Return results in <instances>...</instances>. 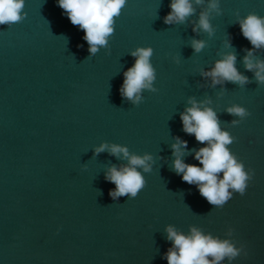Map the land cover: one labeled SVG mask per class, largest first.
I'll use <instances>...</instances> for the list:
<instances>
[{"label":"water","instance_id":"water-1","mask_svg":"<svg viewBox=\"0 0 264 264\" xmlns=\"http://www.w3.org/2000/svg\"><path fill=\"white\" fill-rule=\"evenodd\" d=\"M210 2L192 0L191 15L165 24L169 0H126L94 54L56 0H25L24 18L0 25V264H167L169 226L240 250L219 264H264V84L243 63L248 49L264 62V48L238 24L249 13L264 17V0H217L218 10ZM205 12L211 34L198 25ZM193 40L205 44L199 53ZM146 47L155 78L133 103L119 89L130 53ZM227 53L243 85L202 75ZM190 99L214 111L233 137L226 148L254 173L223 205L209 204L172 166L176 138L186 142L187 165L200 166L194 152L207 145L182 130ZM233 105L250 115L229 114ZM101 143L151 157L148 172L136 168L145 181L136 197L109 195L115 185L105 173L128 161L95 153Z\"/></svg>","mask_w":264,"mask_h":264},{"label":"clouds","instance_id":"clouds-1","mask_svg":"<svg viewBox=\"0 0 264 264\" xmlns=\"http://www.w3.org/2000/svg\"><path fill=\"white\" fill-rule=\"evenodd\" d=\"M201 0H195L199 4ZM25 0H0V25H12L24 18L22 9ZM126 0H56L57 6L63 10L67 19L73 25L83 30L82 39L88 45L89 54L98 51V46H105L107 38L113 32L114 18L120 15ZM169 12L164 16L165 24L181 23L194 11L192 0H169ZM211 10H218L217 0H211L208 5ZM241 35L248 40L255 49L264 48V17L249 13L238 20ZM199 28L211 34L209 14H200ZM195 31V28L193 29ZM227 46V45H226ZM194 52L199 53L205 44L203 41H191ZM135 59L131 67L123 73V80L119 89L123 98L133 103L140 101L141 89H151L155 78L154 69L150 63L152 49L136 48L130 53ZM252 50H246L243 63L247 70H255L254 76L258 83L264 84V62L253 60ZM235 56L227 53L216 61L211 70L202 75L212 78V84L230 81L240 85L247 82V78L239 74L234 67ZM191 107L186 108L180 115L182 130L192 134L197 142H207V145L194 152V159L200 166L185 164L181 156L186 142L176 138V143L171 145L173 150V169L180 174L182 181L195 184L199 194L211 205H223L232 193L229 189L243 195L248 181L253 177V170L239 162L230 153L226 145L232 143L233 137L226 131L220 130L217 117L211 109L198 105L194 100H189ZM202 108V110H201ZM226 111L241 119L250 113L241 106L233 105ZM237 121H233V124ZM107 150L112 155H119L127 159L128 165L117 169L110 167L105 173V179L115 185L109 195L115 199L128 195L136 197L144 187V179L136 170L140 167L144 172L150 170L147 163L151 160L149 155L138 157L130 155L127 148L118 145L101 143L94 149L95 153ZM222 173V176H217ZM166 239L172 242V247L166 252L164 259L167 264H219L227 257L229 260L239 255V251L228 241H221L210 235L202 234L197 229L190 230L189 235L178 233L171 226L166 228ZM247 253L245 252V255ZM211 257V261L207 259Z\"/></svg>","mask_w":264,"mask_h":264}]
</instances>
